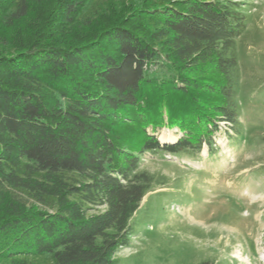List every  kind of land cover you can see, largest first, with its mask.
<instances>
[{
	"label": "trees",
	"instance_id": "trees-1",
	"mask_svg": "<svg viewBox=\"0 0 264 264\" xmlns=\"http://www.w3.org/2000/svg\"><path fill=\"white\" fill-rule=\"evenodd\" d=\"M248 26L230 0H0V264H117L169 183L143 158L242 132Z\"/></svg>",
	"mask_w": 264,
	"mask_h": 264
},
{
	"label": "rangeland",
	"instance_id": "rangeland-1",
	"mask_svg": "<svg viewBox=\"0 0 264 264\" xmlns=\"http://www.w3.org/2000/svg\"><path fill=\"white\" fill-rule=\"evenodd\" d=\"M230 1L249 22L238 45L242 132L222 124L214 147L204 145L196 158H143L140 171L169 183L145 198L117 264H264V0ZM165 134L176 140L163 142ZM155 135L162 144L182 136L166 126Z\"/></svg>",
	"mask_w": 264,
	"mask_h": 264
},
{
	"label": "bare ground",
	"instance_id": "bare-ground-1",
	"mask_svg": "<svg viewBox=\"0 0 264 264\" xmlns=\"http://www.w3.org/2000/svg\"><path fill=\"white\" fill-rule=\"evenodd\" d=\"M163 142H173L176 140V137L174 135L165 134L161 137Z\"/></svg>",
	"mask_w": 264,
	"mask_h": 264
}]
</instances>
